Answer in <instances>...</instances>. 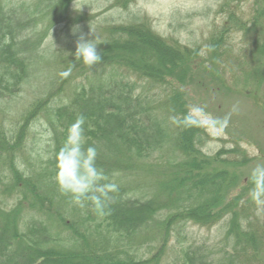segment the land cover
I'll return each mask as SVG.
<instances>
[{"label": "trees", "instance_id": "1", "mask_svg": "<svg viewBox=\"0 0 264 264\" xmlns=\"http://www.w3.org/2000/svg\"><path fill=\"white\" fill-rule=\"evenodd\" d=\"M75 1L0 0V264H264V197L250 195L253 177L243 182L247 154L237 143L208 154V128L170 122L187 114L197 70L210 74L217 90H232L244 75L264 85V0H254L248 16L238 5L222 10L205 49L169 41L138 17L103 28V63L94 68L76 61V44L66 43L57 52L66 48L70 62L59 80L11 121L7 108L39 75L48 59L44 42ZM234 34L244 40L236 55ZM79 116L97 167L119 186L103 217L91 205L72 204L56 182L58 153ZM37 124L46 140L34 135L27 154L29 128ZM140 171L158 175L150 192L140 193L132 178ZM195 227L222 234L197 238Z\"/></svg>", "mask_w": 264, "mask_h": 264}, {"label": "rangeland", "instance_id": "2", "mask_svg": "<svg viewBox=\"0 0 264 264\" xmlns=\"http://www.w3.org/2000/svg\"><path fill=\"white\" fill-rule=\"evenodd\" d=\"M26 1L33 3V0ZM253 1L135 0L128 10H123L112 6L114 0H76L71 5L68 20L57 24L45 40L43 49L48 59L40 65L39 75L32 77L24 85L21 94L14 99L16 103L7 108L11 114V116L8 115V119L11 121L18 119L25 113L30 101L40 97L39 89L50 90L56 84L61 68L67 64V59L68 63L70 62L71 55L66 48H63L64 54L59 56L60 48L69 42L77 44L80 35L88 39L95 38L91 35V28L98 37L105 26L129 22L138 17L140 21L147 20L157 34L169 41L179 42L191 48L205 49L210 35L221 26L225 10L230 6L238 5L239 13L242 16H248L254 10ZM79 15L83 18L78 23L75 21H72L74 24L68 23ZM74 29H78L75 35ZM261 30H264V27ZM231 40L233 42L230 51L236 55L237 45H241L244 40L240 41V36L237 34L232 35ZM230 57L232 56L228 53L224 59L229 61ZM260 60L259 68L264 70V53ZM217 88V83L210 74L197 70L189 86L191 91L189 104L190 106L206 105V110L219 118L229 115L233 107H236L239 114L231 115L227 129L208 128L210 138L203 150L208 154H214L222 148H233L237 143V148H241L249 158L248 163L240 166V173L245 183L252 177L254 167L257 164H264V85L259 88L256 78H245L244 75L239 79L237 86L230 85L232 90L224 88L217 90ZM253 92H256L254 96L251 95ZM40 130L41 127L38 124L31 125L29 128L25 148L27 154L32 147L34 135L37 136L38 143L45 142L46 138H39ZM238 158L242 159L243 155H239ZM156 175L157 173L140 171L132 178L136 184L138 183L140 193H147L153 189V182L158 177ZM0 187H2L1 184ZM8 195L7 193V197ZM259 215L264 221V210ZM192 231L197 238L213 239L222 234L219 227L212 230L195 227ZM167 254H169L168 261H171L174 258L173 251L171 253L168 249Z\"/></svg>", "mask_w": 264, "mask_h": 264}, {"label": "clouds", "instance_id": "3", "mask_svg": "<svg viewBox=\"0 0 264 264\" xmlns=\"http://www.w3.org/2000/svg\"><path fill=\"white\" fill-rule=\"evenodd\" d=\"M77 31L78 29H74L73 34ZM91 35L95 36V39L79 36L75 59L82 61L89 68H94L103 63V58L97 51L99 38L92 28ZM206 108V105H192L186 115H174L170 117V122L184 128L227 129L231 115L239 114L234 106L229 115L219 118L210 114ZM84 125L85 118L79 116L68 129L66 141L57 156L56 182L61 194L70 197L72 204L82 209L91 205L92 210L103 217L110 214L109 206L115 202L113 194L118 193L119 186L110 180L102 168L97 167L98 152L95 147H86ZM252 177L255 187L250 195L259 201L264 197V164L254 167Z\"/></svg>", "mask_w": 264, "mask_h": 264}]
</instances>
